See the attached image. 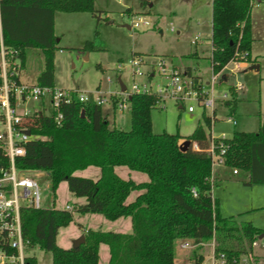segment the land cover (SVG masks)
<instances>
[{
	"label": "trees",
	"instance_id": "16d2710c",
	"mask_svg": "<svg viewBox=\"0 0 264 264\" xmlns=\"http://www.w3.org/2000/svg\"><path fill=\"white\" fill-rule=\"evenodd\" d=\"M259 1L264 5V0ZM250 10L249 0H210L208 63L213 72L235 60L239 53L245 63L255 62L249 57ZM93 12V0H0V45L4 53L16 52L19 69L24 66L26 51L38 50L42 67L34 83L53 87V56L58 43L53 31L54 14L94 16ZM84 47L89 48V43ZM182 74L194 88H200V78L192 75L189 68ZM222 84L229 98L221 100V105L231 114L236 105L235 91L225 81ZM155 100L149 93L130 95L127 130L109 127L100 105L76 100L61 107L59 124L49 115L30 117L29 131L35 137L26 143L24 155L14 159V167L43 172L51 191L65 181L67 190L84 202L70 211L52 206L20 207L21 236L26 248L36 246L49 252L50 264H97L100 244L107 247L106 264H173L175 244L184 240L195 245L189 264H198L200 244L211 238L214 250L227 257L249 254L251 242L264 235V230L218 211L217 199L210 192V159L203 151L210 116H203L202 124L185 137L177 132L153 133L149 112ZM184 138L195 141L199 150L188 146L179 151V140ZM224 143V165L246 172L245 184H264V110L255 131L233 130ZM7 166L8 159L0 146V169ZM88 166L99 168L98 178L74 174ZM115 166L142 172L147 180L122 179L115 174ZM131 191L138 193L126 202ZM73 211L97 213L111 221L127 217L131 232L87 229L77 247H60L55 242L57 231L72 220ZM24 264H35V258L26 254Z\"/></svg>",
	"mask_w": 264,
	"mask_h": 264
},
{
	"label": "rangeland",
	"instance_id": "374dc122",
	"mask_svg": "<svg viewBox=\"0 0 264 264\" xmlns=\"http://www.w3.org/2000/svg\"><path fill=\"white\" fill-rule=\"evenodd\" d=\"M125 10L129 12L126 13ZM263 10L264 5L250 10V16L258 26L261 20H257L258 13ZM93 11L94 16L87 13L54 14V34L58 40L53 56L54 88L77 89L91 94L96 91L107 93L119 90L120 81L125 88L136 82L150 86L151 90H154L156 85L165 81V77L157 73L153 66L157 60L180 73L189 68L191 74L198 76L201 84L206 87L204 82L208 80L211 71L208 63L210 0H93ZM139 17L147 21L148 25L134 30L128 29L131 19ZM197 34L199 40L191 44V40ZM255 35L258 41L253 47L257 51L264 50L262 42L264 33L262 30H256ZM86 43H89V48L84 47ZM132 55L141 59L142 74L139 76L131 74ZM241 55L240 53L236 55L235 60L244 62ZM256 61L261 65L258 76L263 78L264 56L257 58ZM41 67L40 52L28 50L24 66L19 70L20 80L34 83ZM231 68L232 65H228L226 69L220 70L227 76L225 84L239 82L243 88V98L241 93H238L237 107L234 115H231L236 124L233 126L226 122V118L230 116L226 114L224 107L215 105L216 120L213 119L214 123L207 130L212 136L223 133L229 137L233 130L255 131L264 110V79L260 78L258 81L257 76L251 77L250 71L243 77L239 68L229 73L228 69ZM152 72L155 73L149 76ZM224 86V84L215 86L214 94L222 92ZM257 97L258 101H252ZM244 98L250 102L245 103ZM43 103V108H40L38 102H34L37 114L50 115L52 109L47 97ZM187 103L185 101L184 105ZM162 104L163 107L161 103L154 105L149 112L153 133L177 132L178 135L185 137L197 124H202L203 116H210L209 108L202 109L195 105L192 112H187L185 108H179V105L169 97L165 98ZM100 107L109 127L123 130L129 128L128 114L125 111L119 113L112 106L111 100L107 99ZM216 169L213 167L212 171ZM114 172L120 178L131 179L134 182L147 180L146 174L125 166H115ZM74 174L96 179L99 176V168L88 166L75 171ZM25 176L36 182L41 207L52 206L62 209L65 204L75 207L84 202L82 197H76L67 190L65 181L59 182L51 191L43 172L30 170L25 172ZM220 176L221 178L214 179L210 191L211 196L217 199L219 213L225 217L231 216L237 222L250 221L252 225L264 229V184H245L246 172L238 170L234 175L231 174L229 167L222 168ZM18 192L20 193L19 188ZM137 193L138 191H131L125 201H132ZM19 203H22L21 199ZM79 214L73 211L72 220L58 229L57 245L71 247L73 240L76 239L75 235L81 233L80 227L83 226L102 231L131 232L128 218H125L123 225L121 224L123 218L111 221L100 214L87 213L91 217L85 220L79 217ZM261 242H264V235L260 240H256L250 251L254 264H264V247L260 246ZM191 250L180 248L177 242L174 247L173 264H189ZM202 250L204 252L205 248ZM25 252L35 258V264H50L49 252L42 251L36 246L26 248ZM107 257V247L100 244L98 264H106Z\"/></svg>",
	"mask_w": 264,
	"mask_h": 264
},
{
	"label": "built area",
	"instance_id": "2783aa9c",
	"mask_svg": "<svg viewBox=\"0 0 264 264\" xmlns=\"http://www.w3.org/2000/svg\"><path fill=\"white\" fill-rule=\"evenodd\" d=\"M259 0H249L251 8L259 7ZM148 23L142 18H132L128 29L134 30L138 27H145ZM199 40V35L193 37L191 44H195ZM236 57V55H235ZM17 60V61H14ZM141 59L133 57L130 66L133 67L132 75H141L140 70ZM153 66L156 72L165 77L163 84L156 85L154 90L145 84H137L132 82L129 88L117 90L116 92H99L91 94L77 89H58L48 86H39L35 83H26L19 80V61L17 54L14 51L4 53L0 45V146L3 148L8 159V166L5 169H0V264H24L26 256V242L22 239L21 228L19 221V208L31 206L33 208H42L40 206V192L36 182L30 177L25 176V172L30 170H19L14 167V159L21 157L25 153V145L33 137L29 131V120L31 116H43L37 114V109L34 102H38V106L43 108V100L45 97L52 109V120L59 124L62 119L61 107L69 104L73 100L80 104L94 103L100 105L111 100L112 106L119 112L126 111L128 99L133 93H149L156 97L155 104L161 103L165 98H172L180 107L186 109L187 112H192L194 106L204 109H210V126L212 125L215 110V105H221V100L229 98L227 92L222 91L218 95L214 94L215 86L220 85L227 78L226 74L221 70L213 72L212 69L209 78L204 86L194 88L191 80L184 74L165 65L164 62L157 60ZM160 61V62H159ZM241 61L232 60L222 68L232 65L228 72L233 69L240 68ZM221 68V69H222ZM155 72L150 73L152 76ZM225 74V76H224ZM148 76V75H147ZM224 78V80H223ZM241 84L233 85V90H241ZM188 103L184 105V102ZM194 104H192V103ZM226 118V122L235 125V119ZM28 131V133H26ZM227 136L223 133L217 136H212L209 131L207 145L203 150L210 159L211 175L214 166H224V154L226 143L224 140ZM183 139L179 140V143ZM189 146L192 150H199L195 141H189ZM33 171V170H32ZM236 173V169L231 170ZM20 189V193L18 192ZM211 191V190H210ZM194 195V191L191 189ZM21 199L22 203H19ZM64 210L70 211L71 205L65 204ZM264 230V229H263ZM257 237L251 242V248L254 246ZM178 246L180 248H193L195 245L190 240L181 241ZM261 247H264V242H261ZM203 248L205 251L203 252ZM200 260L198 264H254L251 261V254L239 255L238 257H227L223 252L214 250V240L211 238L208 242L200 244Z\"/></svg>",
	"mask_w": 264,
	"mask_h": 264
},
{
	"label": "crops",
	"instance_id": "0c3cea01",
	"mask_svg": "<svg viewBox=\"0 0 264 264\" xmlns=\"http://www.w3.org/2000/svg\"><path fill=\"white\" fill-rule=\"evenodd\" d=\"M260 6H263V4H260ZM259 15V16H258ZM258 18H257V20H259V19H261L259 22H260V24H259V26H258V24H255V22H254V20H253V17H251L250 15H249V22H250V33H251V38H252V43H251V46H250V51H249V57L251 58V59H255V62L254 63H252V64H248V63H241L240 65V68H239V70H240V72L242 73V75H244L243 77H245V75H246V73H247V71H250L249 73H251L250 75H251V77H256L257 76V78H258V81H260V78L261 79H264V77L262 78V77H259L260 75L258 74L259 72V70H260V68H261V65L258 63V61H256V59L257 58H260V57H262V56H264V50H260V51H257L256 49H255V47H253V44L255 43V42H257L258 40H257V38H256V35H255V31L256 30H262V32L264 33V10L262 11V12H260V13H258ZM255 17L256 16H254V19H255ZM256 20V21H257ZM257 25V26H256ZM53 31H54V21H53ZM262 39H264V38H262ZM58 41V40H57ZM262 42H264V40H262ZM208 43H209V41H208ZM255 46V45H254ZM28 51H26V53H27ZM26 53H25V60H26ZM251 65H257L258 66V69H257V71L256 70H249V69H247V66H251ZM40 71V70H39ZM20 72V71H19ZM259 75V76H258ZM248 76V75H247ZM19 80H20V78H19ZM226 80H227V78L225 79V83H226ZM21 81V80H20ZM207 82V81H206ZM206 82H204L205 84H206ZM239 82H236V83H230L231 85H235V84H238ZM238 93H241V98H243V88H241V90H239V91H236L235 92V100H236V105H235V109H234V111H233V113H231L230 115H234V113H235V110H236V107H237V102H238ZM245 99V98H244ZM258 99V97L257 98H255V100H252V101H258L257 100ZM245 101V103H249L250 101L249 100H244ZM222 106V105H221ZM223 107V106H222ZM224 109H225V111H226V114H228V110H227V108L226 107H224ZM215 111V110H214ZM126 112V111H125ZM259 113V112H258ZM216 120V118H215V116H214V121ZM214 121L212 122V124L214 123ZM236 122V121H235ZM236 124V123H235ZM234 126V125H233ZM215 168H217L216 169V171H212V181H214V179H217V178H221V176H220V170L222 169V168H225L226 166H214ZM113 170H114V168H113ZM232 170V169H231ZM237 172H238V170H237ZM237 172L235 173V174H237ZM231 174H234V173H232V171H231ZM234 174V175H235ZM246 176H247V174H246ZM143 182V181H142ZM216 199V198H215ZM79 217H81V218H83V219H85V220H89L90 219V217L91 216H89V214H87V213H84V214H79ZM73 218V217H72ZM125 218H127V217H125ZM125 218H123L122 219V217L121 218H117V219H115V220H112V221H118L119 219H122L121 221V224H125ZM129 219V218H128ZM82 226V225H81ZM87 229H91V228H89V227H85V226H83V228L82 227H80V230H81V233H77L76 235H75V237L77 238V236H79V235H81V234H83V232L85 231V230H87ZM92 230H100V229H92ZM121 233V232H120ZM55 242H56V237H55ZM57 244V243H56ZM59 246V245H58ZM60 247H62V246H60ZM64 248V247H63ZM98 251H99V246H98ZM108 258V257H107ZM98 264V263H97Z\"/></svg>",
	"mask_w": 264,
	"mask_h": 264
},
{
	"label": "water",
	"instance_id": "95a60500",
	"mask_svg": "<svg viewBox=\"0 0 264 264\" xmlns=\"http://www.w3.org/2000/svg\"><path fill=\"white\" fill-rule=\"evenodd\" d=\"M247 69H249V70L253 69V70L257 71L258 66L257 65L247 66ZM223 80H224V78H223ZM118 84H119V89L123 90L124 89L123 84L120 81H118ZM80 116H83V110H80ZM26 133H28V131H26ZM188 146H189V140L188 139H183L178 144V149H179V151H185ZM48 187H50V184H48ZM258 237H261V235L258 236ZM83 240H84L83 239V234L79 235L75 240H73L71 247L72 248L77 247L79 244H81L83 242Z\"/></svg>",
	"mask_w": 264,
	"mask_h": 264
}]
</instances>
